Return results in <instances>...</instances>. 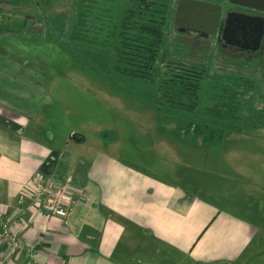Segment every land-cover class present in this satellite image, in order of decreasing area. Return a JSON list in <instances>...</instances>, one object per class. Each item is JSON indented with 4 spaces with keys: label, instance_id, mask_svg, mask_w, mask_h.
Masks as SVG:
<instances>
[{
    "label": "crops",
    "instance_id": "1",
    "mask_svg": "<svg viewBox=\"0 0 264 264\" xmlns=\"http://www.w3.org/2000/svg\"><path fill=\"white\" fill-rule=\"evenodd\" d=\"M11 61L0 57V212L13 229L26 223L19 235L37 264H264L259 200L233 210L227 189L197 185L191 161L136 166L114 152L85 155L73 131L56 140L35 122L36 72ZM35 173L82 190L65 218L27 210ZM2 252L6 264L29 261Z\"/></svg>",
    "mask_w": 264,
    "mask_h": 264
},
{
    "label": "rangeland",
    "instance_id": "2",
    "mask_svg": "<svg viewBox=\"0 0 264 264\" xmlns=\"http://www.w3.org/2000/svg\"><path fill=\"white\" fill-rule=\"evenodd\" d=\"M75 2L22 0L16 6L0 2V24L16 21L25 24L20 25L17 32H0V57L13 60L12 65H22L25 70L36 72L35 87L39 90V98L35 103V122L42 124L56 140L66 138L70 131L83 137L81 145L85 155L114 152L120 160L136 166L142 163L164 166L171 160L191 161L198 170L197 185L200 188H223V192L227 189L233 210L237 209L232 206V201L238 204L242 200L249 201V205L259 200L264 210V130L230 133L224 140L207 146L172 140L167 132L173 125H163L145 97L142 101L137 99L141 98V91L119 90L109 81L107 52L70 44L67 31L72 23ZM62 28L65 36H59ZM170 38L188 44L191 60L202 61L204 57L207 71L199 108L207 101L209 92L214 91L213 86L227 88L231 85V79L217 77L219 59L227 58L225 52L186 42L176 30ZM211 59L217 63L215 69ZM18 65L14 71L18 70ZM226 67L229 75H233L236 69L231 65ZM13 70L8 72L13 74ZM256 81L260 86L262 81ZM262 94L255 91L247 95L249 112L264 105L260 101ZM160 127L164 133H157ZM105 133L111 140L114 136L115 144L101 138ZM257 224L264 232V223Z\"/></svg>",
    "mask_w": 264,
    "mask_h": 264
},
{
    "label": "trees",
    "instance_id": "3",
    "mask_svg": "<svg viewBox=\"0 0 264 264\" xmlns=\"http://www.w3.org/2000/svg\"><path fill=\"white\" fill-rule=\"evenodd\" d=\"M0 2L16 6L22 0ZM176 3L76 0L67 39L72 46L107 52L109 81L119 90L141 91V98L137 99L142 101L145 97L163 125H173L167 132L172 140L207 146L224 140L230 133L264 130V105L250 112L247 109V95L255 91L263 93L260 101L264 103V77L258 75L259 67L253 63L219 59L217 77H227L232 83L227 88L213 86L214 91L199 108L207 68L204 57L202 61L189 58L188 44L170 38L175 31ZM23 24L24 21L0 24V32H17ZM65 35L62 28L59 36ZM211 62L215 69L217 63L212 59ZM229 65L236 69L233 75H229ZM256 79L262 81L260 86ZM192 115L195 118H189ZM164 131L162 127L157 129V133ZM107 136L105 133L101 138L111 140Z\"/></svg>",
    "mask_w": 264,
    "mask_h": 264
},
{
    "label": "flooded vegetation",
    "instance_id": "4",
    "mask_svg": "<svg viewBox=\"0 0 264 264\" xmlns=\"http://www.w3.org/2000/svg\"><path fill=\"white\" fill-rule=\"evenodd\" d=\"M176 1V7L182 1L211 13L204 21L196 15L180 16L179 25L174 17L175 30L186 42L225 52L232 62L253 63L259 67L258 75L264 77V0Z\"/></svg>",
    "mask_w": 264,
    "mask_h": 264
},
{
    "label": "built area",
    "instance_id": "5",
    "mask_svg": "<svg viewBox=\"0 0 264 264\" xmlns=\"http://www.w3.org/2000/svg\"><path fill=\"white\" fill-rule=\"evenodd\" d=\"M76 196L81 197L82 190L75 187L70 179L56 183L35 173L29 182L27 210L31 213L43 211L49 217L65 218L75 204ZM22 201L18 199L17 203L20 205ZM18 228L19 230L11 228L10 222L0 212V264H6L2 252L4 245L14 252L25 253L29 259L27 264H37L32 255L33 247L26 245L19 235L26 228V223L21 221Z\"/></svg>",
    "mask_w": 264,
    "mask_h": 264
},
{
    "label": "water",
    "instance_id": "6",
    "mask_svg": "<svg viewBox=\"0 0 264 264\" xmlns=\"http://www.w3.org/2000/svg\"><path fill=\"white\" fill-rule=\"evenodd\" d=\"M251 8H253V7H251ZM183 15L200 16V19H202L204 21L209 16H211V13L207 9H201L198 7L197 8L191 7V5H187V4L183 3L182 1H180L176 7V10H175V24L176 25H179L178 19L180 16H183ZM81 138L83 139V137H81L77 134H73L71 137V139H73L74 141L81 140Z\"/></svg>",
    "mask_w": 264,
    "mask_h": 264
}]
</instances>
